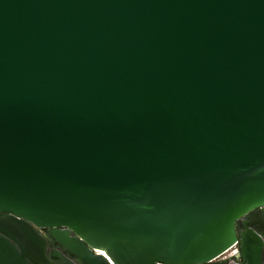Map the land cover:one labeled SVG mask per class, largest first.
Wrapping results in <instances>:
<instances>
[{
  "label": "water",
  "instance_id": "water-1",
  "mask_svg": "<svg viewBox=\"0 0 264 264\" xmlns=\"http://www.w3.org/2000/svg\"><path fill=\"white\" fill-rule=\"evenodd\" d=\"M254 210L264 0H0V264H264Z\"/></svg>",
  "mask_w": 264,
  "mask_h": 264
},
{
  "label": "flooded vegetation",
  "instance_id": "flooded-vegetation-1",
  "mask_svg": "<svg viewBox=\"0 0 264 264\" xmlns=\"http://www.w3.org/2000/svg\"><path fill=\"white\" fill-rule=\"evenodd\" d=\"M247 222V226L257 232L261 237L264 238V216L259 210H254L251 213L247 214L241 222L237 223V230L243 229L242 222ZM37 232L39 235L46 241V254L49 258H55L58 255H61L63 258L69 260L72 263H75V259L65 252L59 244L53 241L48 236V229H38ZM71 235L70 237H72ZM239 255V245L236 244L232 249L223 254L220 258L213 261L212 264H230V263H239L243 264ZM56 261V260H55ZM57 263L59 261H56Z\"/></svg>",
  "mask_w": 264,
  "mask_h": 264
},
{
  "label": "built area",
  "instance_id": "built-area-1",
  "mask_svg": "<svg viewBox=\"0 0 264 264\" xmlns=\"http://www.w3.org/2000/svg\"><path fill=\"white\" fill-rule=\"evenodd\" d=\"M219 258H220V257H219ZM217 259H218V258H217ZM217 259H216V260H217ZM214 261H215V260H214Z\"/></svg>",
  "mask_w": 264,
  "mask_h": 264
}]
</instances>
